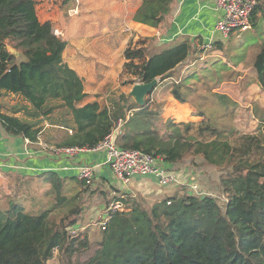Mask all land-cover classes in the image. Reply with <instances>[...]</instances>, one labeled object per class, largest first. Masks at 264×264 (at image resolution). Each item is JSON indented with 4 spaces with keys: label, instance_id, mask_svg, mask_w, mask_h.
Here are the masks:
<instances>
[{
    "label": "trees",
    "instance_id": "obj_1",
    "mask_svg": "<svg viewBox=\"0 0 264 264\" xmlns=\"http://www.w3.org/2000/svg\"><path fill=\"white\" fill-rule=\"evenodd\" d=\"M173 1L142 0L134 20L158 27ZM258 15L264 18V0H257L251 24H256ZM150 40L143 37L126 48L124 84L162 80L191 54L187 40L155 52L150 50ZM66 47L54 23L41 20L37 0H0V123L7 133L38 142L39 117L65 107L73 116L74 132L60 146L94 147L113 131L119 118L132 111L117 133L119 146L152 153L167 163L201 156L226 170L220 186L228 200L220 203L209 194L186 193L151 205L141 196L114 195L107 207L119 200L125 209L109 214L102 238L94 246L87 238L70 233V228L79 227L83 211L79 204L54 221L49 211L32 214L11 201L7 209L0 206V264H49L57 250L70 261L85 256L82 264H264V114L257 132L227 138L226 131L208 118L200 122L165 119L148 109L150 97L143 106L126 92L110 105L84 103L88 96L84 80L65 62ZM253 66L264 90V43ZM199 71L184 75L183 81L199 79ZM189 82L171 85L172 95L180 102L187 101ZM9 93L28 104L5 112L1 100ZM21 110L36 119L17 116ZM43 174L53 181L63 202L65 177L56 171ZM72 179L81 184L86 181Z\"/></svg>",
    "mask_w": 264,
    "mask_h": 264
},
{
    "label": "crops",
    "instance_id": "obj_2",
    "mask_svg": "<svg viewBox=\"0 0 264 264\" xmlns=\"http://www.w3.org/2000/svg\"><path fill=\"white\" fill-rule=\"evenodd\" d=\"M45 1L43 0V4ZM58 2L59 5L53 6L46 1L45 18L41 20H51L55 29H58L63 34V39L67 41L64 60L84 80L85 91L88 93L84 103L99 101L102 105H110L121 93H130L133 85L124 84L121 73L126 61L125 50L131 43L136 45L141 38L150 37V50L155 52L184 40L190 42L192 50L187 62L174 69L169 76L160 79L161 82L148 96L150 97L148 109L160 112L165 119L173 118L174 113L185 108L167 109L164 99L159 97L160 90H163L165 84L167 82L171 85L175 82L188 84L183 81L184 75L196 70L197 64L201 61H207L212 57L222 58L227 46L234 41L232 36L237 33V37H240L244 31L233 32L226 39L214 32L220 18L216 0H174L170 13L158 27L134 20V14L142 0H75L68 4H63L62 0ZM38 5L37 0L39 14ZM246 30L264 35V18L258 15L256 24H252L251 28ZM208 43L214 44V50L204 51L203 46ZM16 97L22 99L10 93L2 97V103L7 98L11 100L10 106L4 109L5 112L11 113L10 109L17 104L12 99ZM173 97L171 98L174 100ZM24 103L28 104L26 101ZM173 104L174 102H171L170 105ZM20 114L21 112L16 113L17 116ZM63 114L65 117H61ZM67 117L68 119L64 121L63 119ZM41 124L43 127L39 140L57 145L74 132L73 116L65 107L56 109ZM191 160L193 159L188 161L192 162ZM106 161L107 152L104 150L82 152L76 157L44 150L38 142L7 133L0 123V183L6 179L5 175L13 174L27 178L42 175L47 171H56L62 177L72 179L78 177L76 167L89 163L102 165L98 170L97 179L106 185L107 189L115 188L114 191L112 188L110 190L111 198L118 194L141 196L147 203L153 205L168 196L182 195L180 186H162L152 176H134L129 184H123L114 176ZM164 164L181 171L184 178L187 177V173L189 174L187 159L181 163Z\"/></svg>",
    "mask_w": 264,
    "mask_h": 264
},
{
    "label": "rangeland",
    "instance_id": "obj_3",
    "mask_svg": "<svg viewBox=\"0 0 264 264\" xmlns=\"http://www.w3.org/2000/svg\"><path fill=\"white\" fill-rule=\"evenodd\" d=\"M46 1H49V5H59L58 0ZM45 3L43 4V0H38L41 19L45 18ZM238 31L239 29L234 33ZM55 32L57 35L63 36L58 29H55ZM232 37L234 41L227 46L222 58L212 57L197 64L201 77L194 78L190 82L187 81L191 87L187 88L186 102H180L173 97L169 82L165 84L163 90H160L159 97L164 99L167 109L170 107V110H178L185 107L183 111L173 114L175 121L200 122L208 118L226 131L227 138L239 133L257 132L261 115L264 114V90L254 72L253 65L256 55L264 43V35L244 30L240 37H237V33ZM9 49L13 48L9 47ZM159 82L161 81L159 80ZM125 89L127 90V87ZM12 100L17 104H26L25 101L19 100L17 97ZM10 102V98L3 101L4 109H7L6 106H10ZM171 102L174 104L170 105ZM55 103L60 102L55 101ZM20 112L22 118L36 119L26 110ZM48 117L40 116L39 119L42 123ZM61 117H65V115L63 114ZM66 119L68 117L63 120ZM41 123L39 126L43 127ZM191 158L192 162L188 161ZM186 159L189 173L194 174L202 189L210 194L215 193V198L223 203L224 191L220 186V181L226 170L208 164L201 156L188 155ZM5 176L4 182L0 183V206L2 208H9L11 201H14L21 203L26 211L32 214L49 211L51 220L57 221L65 216L72 206L79 204L83 207L81 215L78 216L79 227L70 228V233L74 236L80 235L82 239L87 238L92 246L101 240L102 227L107 216L106 209L102 208L108 205L112 187L107 189L106 185L100 183L97 176L90 181L86 180L84 184L76 179L65 178L61 191V195L65 197L63 202H60L53 181L47 175L42 174L29 178H20L13 174ZM102 189H105V192ZM180 190L182 195L191 193L183 187H180ZM225 195L228 196L227 193ZM84 259L85 256H82L70 261L57 250L49 264H82Z\"/></svg>",
    "mask_w": 264,
    "mask_h": 264
},
{
    "label": "built area",
    "instance_id": "obj_4",
    "mask_svg": "<svg viewBox=\"0 0 264 264\" xmlns=\"http://www.w3.org/2000/svg\"><path fill=\"white\" fill-rule=\"evenodd\" d=\"M216 5L220 11V18L214 29L217 35H221L226 39L237 29L246 30L251 28L252 13L257 5V0H216ZM214 48L213 43L203 46L204 51L214 50ZM130 115H132V111L125 118H119L113 131L94 147L60 146L45 140H39L38 144L44 150H51L67 157H76L86 151L104 150L107 152L106 164L110 165L114 176L126 185L131 182L134 176H152L162 186L185 187L193 194H209L215 197V193L210 194L202 189L194 174L187 173V177L184 178L183 174L180 173L181 171L168 167L162 159L152 153L119 146L117 133L122 129ZM101 166L100 164L89 163L79 165L76 167L78 178L87 181L92 180L97 176ZM223 200L226 202L228 196L224 194ZM123 209H125V204L122 201H112L106 207L107 216L103 225L108 221L110 213Z\"/></svg>",
    "mask_w": 264,
    "mask_h": 264
},
{
    "label": "water",
    "instance_id": "obj_5",
    "mask_svg": "<svg viewBox=\"0 0 264 264\" xmlns=\"http://www.w3.org/2000/svg\"><path fill=\"white\" fill-rule=\"evenodd\" d=\"M159 80V78H155L149 82H137L133 85L129 96L133 97L139 105H145L147 102V97L157 87Z\"/></svg>",
    "mask_w": 264,
    "mask_h": 264
}]
</instances>
